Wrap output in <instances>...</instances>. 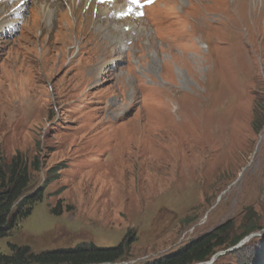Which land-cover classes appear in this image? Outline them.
<instances>
[{"label": "rangeland", "instance_id": "obj_1", "mask_svg": "<svg viewBox=\"0 0 264 264\" xmlns=\"http://www.w3.org/2000/svg\"><path fill=\"white\" fill-rule=\"evenodd\" d=\"M169 1L147 10L163 40L141 36L128 52L77 0H34L20 31L0 36V155L39 158L30 191L50 179L0 237V253H11L9 243L39 252L130 240L116 261L90 264H140L227 221L238 234L252 212L258 229L211 264H264V0L252 22L251 0H233V9L202 1L223 22L206 14L215 26H194L216 38L211 57L200 41L212 37L175 15L187 0ZM70 45L85 70L77 58L64 63Z\"/></svg>", "mask_w": 264, "mask_h": 264}, {"label": "trees", "instance_id": "obj_2", "mask_svg": "<svg viewBox=\"0 0 264 264\" xmlns=\"http://www.w3.org/2000/svg\"><path fill=\"white\" fill-rule=\"evenodd\" d=\"M39 158L28 163L20 152L9 161L0 155V237L8 235L15 227L16 220L30 213L33 205L42 199L43 185L31 190L30 170L39 169ZM53 167L48 169L51 171ZM253 213H246L244 228L234 235L231 221L224 222L212 230L190 240L176 250L153 261L140 264H195L205 262L219 250L236 245L254 232L257 225ZM130 240H121L119 245L102 247L92 242H82L73 247H60L34 252L27 245L9 243L10 254L0 253V264H90L113 262L123 256ZM254 248V247H253ZM250 254H254V249Z\"/></svg>", "mask_w": 264, "mask_h": 264}, {"label": "snow or ice", "instance_id": "obj_3", "mask_svg": "<svg viewBox=\"0 0 264 264\" xmlns=\"http://www.w3.org/2000/svg\"><path fill=\"white\" fill-rule=\"evenodd\" d=\"M147 2L151 3L152 0H147ZM130 3L136 4L137 6H140V0H130ZM141 15L143 13H140Z\"/></svg>", "mask_w": 264, "mask_h": 264}, {"label": "bare ground", "instance_id": "obj_4", "mask_svg": "<svg viewBox=\"0 0 264 264\" xmlns=\"http://www.w3.org/2000/svg\"><path fill=\"white\" fill-rule=\"evenodd\" d=\"M1 3H5L4 0H3ZM255 19H256V18H255ZM255 23H256V22H255ZM109 28H110L111 31H113V30L115 31V30H116V29H114L111 25L109 26ZM119 125H120V124H119Z\"/></svg>", "mask_w": 264, "mask_h": 264}]
</instances>
